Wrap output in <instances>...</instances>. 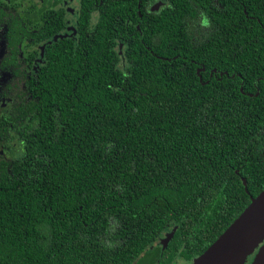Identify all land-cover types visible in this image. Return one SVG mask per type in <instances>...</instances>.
<instances>
[{
    "label": "trees",
    "instance_id": "16d2710c",
    "mask_svg": "<svg viewBox=\"0 0 264 264\" xmlns=\"http://www.w3.org/2000/svg\"><path fill=\"white\" fill-rule=\"evenodd\" d=\"M163 1L48 49L0 162V264H191L264 190V0Z\"/></svg>",
    "mask_w": 264,
    "mask_h": 264
},
{
    "label": "flooded vegetation",
    "instance_id": "af4514ba",
    "mask_svg": "<svg viewBox=\"0 0 264 264\" xmlns=\"http://www.w3.org/2000/svg\"><path fill=\"white\" fill-rule=\"evenodd\" d=\"M113 1L128 7L118 14L125 24L118 32H125L129 37L135 34L134 27L140 30L143 9H147L146 14L151 15L153 23L155 12L164 5L163 0L158 3L156 0H0V137L4 138L0 139V147L4 148L0 162L15 159L5 156L14 152L13 148L6 149L13 138L19 139L18 131L22 127L20 121L13 120L33 97L31 84L43 76L49 66L48 49L60 40L75 42L82 35L89 37L92 24L101 20L109 2ZM134 18H138V22H132ZM124 49L121 43V58ZM162 239L156 246H161ZM159 261L156 260V264ZM174 264L186 263L177 260Z\"/></svg>",
    "mask_w": 264,
    "mask_h": 264
},
{
    "label": "water",
    "instance_id": "95a60500",
    "mask_svg": "<svg viewBox=\"0 0 264 264\" xmlns=\"http://www.w3.org/2000/svg\"><path fill=\"white\" fill-rule=\"evenodd\" d=\"M243 183L247 188L245 178ZM174 234L175 230L161 240L164 249ZM250 256V264H264V190L192 264H247Z\"/></svg>",
    "mask_w": 264,
    "mask_h": 264
},
{
    "label": "rangeland",
    "instance_id": "374dc122",
    "mask_svg": "<svg viewBox=\"0 0 264 264\" xmlns=\"http://www.w3.org/2000/svg\"><path fill=\"white\" fill-rule=\"evenodd\" d=\"M14 150V152L12 151L10 154L7 153L5 154V156L10 160V159H13L15 157H18L20 154H21V151H20V144H19V141L16 139V138H13L12 142L9 143L8 147L6 150L8 149H12ZM251 261V260H250Z\"/></svg>",
    "mask_w": 264,
    "mask_h": 264
},
{
    "label": "snow or ice",
    "instance_id": "6c2138e0",
    "mask_svg": "<svg viewBox=\"0 0 264 264\" xmlns=\"http://www.w3.org/2000/svg\"><path fill=\"white\" fill-rule=\"evenodd\" d=\"M157 3H158V0H157ZM203 23H204L205 26L208 25V21L206 19L203 21ZM9 127H12V125L10 124ZM0 139H4V138L3 137H0ZM3 155H4V148L3 147H0V157H2Z\"/></svg>",
    "mask_w": 264,
    "mask_h": 264
}]
</instances>
